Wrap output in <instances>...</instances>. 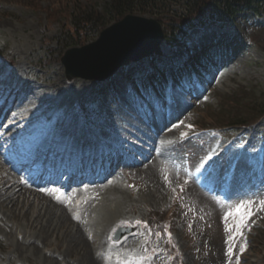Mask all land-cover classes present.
Segmentation results:
<instances>
[{"label": "rangeland", "instance_id": "374dc122", "mask_svg": "<svg viewBox=\"0 0 264 264\" xmlns=\"http://www.w3.org/2000/svg\"><path fill=\"white\" fill-rule=\"evenodd\" d=\"M102 1L107 0H91ZM44 2L0 0V101L8 97L13 79L33 82L21 89L25 100H15L16 92L13 95V103L21 109L14 106L10 113H0V183L9 179L22 188L15 206L0 203V264H168L164 237L149 234L143 226L150 219H171L173 242L183 264H264V166H259L264 147L258 143L263 138L248 148L243 133L224 128L236 121L229 118L235 103L245 109L234 113L251 123L248 119L254 115L243 90L252 88L256 96L264 95V15L245 14L231 24H208L190 31L185 40L190 49L215 42L217 52H207L211 59L191 84L145 106L128 101L124 84L112 99L108 90L97 95L94 81L66 79L60 58L73 40L62 29L64 10L48 8ZM54 8L55 12L49 10ZM96 38L87 36L86 44ZM24 71L29 74L24 76ZM86 101L92 102L97 114L88 121L75 113V105ZM193 122L200 128L215 127V122L221 128L217 131L224 130L222 135L232 141L220 148L216 130L193 131ZM42 128L31 152L45 153V143L51 140L75 145L70 142L86 138L112 142L108 145L115 148L120 145L116 178L107 188L90 191L74 190L79 185L69 191L38 186L28 167L23 171L12 158L24 151L22 146H30L20 138ZM47 162L57 171L61 168L56 159ZM33 173H39L38 167ZM82 193L81 203L76 195ZM88 196L92 199L86 201ZM54 204L52 213L38 217L39 224L34 222L40 207L43 215L45 207L50 210ZM64 210L69 221L56 226ZM47 220L52 226L41 228ZM77 222L88 236L82 244L72 237ZM122 223H136L137 230L113 243V232ZM148 245L155 248L149 258Z\"/></svg>", "mask_w": 264, "mask_h": 264}, {"label": "trees", "instance_id": "16d2710c", "mask_svg": "<svg viewBox=\"0 0 264 264\" xmlns=\"http://www.w3.org/2000/svg\"><path fill=\"white\" fill-rule=\"evenodd\" d=\"M84 1L85 3L83 0H45L44 2L47 3L48 8L56 6L64 10L61 13L65 16L62 20L65 21L62 29H67L64 35L73 40L65 49L87 42V36L90 38L97 36L106 26L127 14L155 17L163 24L165 38L161 46L152 57L134 65L133 68L139 71L137 77L124 75L129 87L128 93L142 100L160 86L166 88L169 84L175 85L177 81L178 83L186 81L188 66L183 65L173 69L169 66V60L184 55L189 50L185 39L190 30L219 21L231 23L245 14L252 18L264 15V0H107L96 4L91 0ZM55 9L49 10L55 12ZM48 12L47 15L50 16L51 12ZM261 51L264 54V46L261 47ZM112 83L116 85V81ZM99 90L103 89L99 88ZM111 91L115 94L114 89ZM242 94L249 111L254 115L248 121L251 123L260 121V126L264 127V95L259 93L256 96L252 88L243 90ZM78 109L81 112L83 110L86 117L91 116L93 112L92 107L79 106ZM237 109L242 111L245 107L234 104L229 118L236 121L230 124L239 127L247 125L248 122L242 120L241 114L234 113ZM212 126L218 127V124L213 122Z\"/></svg>", "mask_w": 264, "mask_h": 264}, {"label": "water", "instance_id": "95a60500", "mask_svg": "<svg viewBox=\"0 0 264 264\" xmlns=\"http://www.w3.org/2000/svg\"><path fill=\"white\" fill-rule=\"evenodd\" d=\"M162 40V27L157 20L126 15L102 30L94 42L67 50L60 62L69 81H102L120 67L152 55Z\"/></svg>", "mask_w": 264, "mask_h": 264}, {"label": "bare ground", "instance_id": "6f19581e", "mask_svg": "<svg viewBox=\"0 0 264 264\" xmlns=\"http://www.w3.org/2000/svg\"><path fill=\"white\" fill-rule=\"evenodd\" d=\"M12 63V62H11ZM11 66V65H10ZM25 72V71H24ZM23 74V73H22ZM29 73H28V71L27 72H25L24 73V76H27ZM41 77V76H40ZM34 79V78H33ZM34 81V80H33ZM31 82H32V80L31 79H27L26 78V80H25V82H23L22 84H20V86H19V89L16 91V93H17V97L15 98V100L19 97V98H21L22 100H25L26 99V96H23L22 94H21V89H23V87H25L26 85H28V84H31ZM33 83V82H32ZM59 90V89H58ZM55 91V90H54ZM49 93V92H48ZM56 93V92H55ZM52 94H54L53 92H52ZM57 95V94H56ZM20 99V100H21ZM14 100V101H15ZM15 106V108H16V104H14V103H12V105L8 108L9 109V111L10 110H12L13 109V107ZM62 133V132H61ZM65 133V132H64ZM76 139H74L73 141H75ZM60 143V142H59ZM85 143V142H84ZM46 144V143H45ZM45 147V146H44ZM63 175V173H60L59 175H58V177H59V179L61 178V176ZM1 177V176H0ZM59 179H57V180H59ZM103 179V181H105L104 180V178H102ZM12 181V180H11ZM2 183H0L1 184V188H0V191H2L1 193H0V203L4 206V202H8V204H12L13 206H15L16 204H17V201H18V198L16 197L17 195H21V193H22V188H19L18 186L19 185H16L15 184V182L16 181H12V183L11 182H9V179H6V180H3V181H1ZM27 182V181H26ZM29 182V181H28ZM36 183V182H35ZM46 184H48V183H46ZM110 184V183H109ZM24 185V184H23ZM26 186V185H25ZM24 186V187H25ZM27 187V186H26ZM102 187V186H101ZM104 187H106L105 185H104ZM107 187H108V185H107ZM106 187V188H107ZM103 188V187H102ZM28 189V191H34L35 189H29V188H27ZM26 189V190H27ZM59 189V188H58ZM85 189V188H84ZM105 189V188H104ZM103 189V191H105ZM24 190V189H23ZM54 190H55V188H54ZM69 190V189H68ZM71 190V189H70ZM36 191V190H35ZM84 191V190H83ZM90 191V190H89ZM100 191H102V190H100ZM102 191V192H103ZM37 192V191H36ZM102 192H100V193H102ZM38 194H40V195H43L42 196V198H45V199H47V198H49V197H47L46 196V194H42V192H37ZM76 193V192H75ZM104 193V192H103ZM5 196V198H2L3 196ZM31 194V193H30ZM74 194V193H73ZM36 195V194H35ZM49 195V194H48ZM70 195H71V192H70ZM89 195V194H88ZM102 196V195H101ZM70 197V196H69ZM41 198V199H42ZM72 198V197H71ZM85 198V197H84ZM73 199V198H72ZM93 199H96V198H93ZM47 201V200H46ZM82 203V202H81ZM80 203V204H81ZM48 205H49V203H47ZM55 207H56V205L54 204L53 206H50V210H49V207L47 206V207H45V209H44V212H43V215H41V209L43 208V207H40V209L39 210H37L36 211V215H35V221L34 222H36L37 224H39L38 223V221L36 220L38 217H45L46 215H47V213H48V211L50 212V213H52V208H54L55 209ZM81 209V208H80ZM66 211H68V210H66ZM78 211V210H77ZM56 212H58V211H56ZM63 212V211H62ZM88 213V212H87ZM90 213V212H89ZM49 214V213H48ZM79 214V213H78ZM26 215H28V214H26ZM56 215V214H55ZM80 215V214H79ZM25 216V215H24ZM51 215H49V217H50ZM73 217V216H72ZM77 217H78V215H77ZM26 219H28V217H26ZM38 219H40V218H38ZM70 219H71V217H70ZM73 219H74V217H73ZM49 220V219H48ZM48 220L46 221V225L44 224V226L43 225H41L42 227L41 228H43V229H46V228H49V227H51L52 226V221L49 223V224H47V222H48ZM67 221H69L68 220V217H67V215H65V210H64V213H60V215H59V219H58V221H57V223L55 224L56 226L58 225L59 227H64L63 225L65 224V222H67ZM67 225V224H66ZM37 226V225H36ZM40 228V229H41ZM86 232L83 230V228H82V225H81V223L80 222H77V227H76V229H75V231H74V233H73V235H72V237H74V240H79L80 241V244H82V243H84V241H85V237L87 236L86 234H85ZM86 235V236H85ZM88 237V236H87ZM28 252V251H27ZM87 254V253H86ZM92 263V262H91ZM93 264V263H92Z\"/></svg>", "mask_w": 264, "mask_h": 264}, {"label": "snow or ice", "instance_id": "6c2138e0", "mask_svg": "<svg viewBox=\"0 0 264 264\" xmlns=\"http://www.w3.org/2000/svg\"><path fill=\"white\" fill-rule=\"evenodd\" d=\"M209 159H211V157H209ZM139 223V222H138ZM229 254H231V249L229 250Z\"/></svg>", "mask_w": 264, "mask_h": 264}]
</instances>
